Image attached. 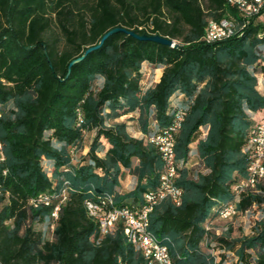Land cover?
Masks as SVG:
<instances>
[{"label": "trees", "instance_id": "16d2710c", "mask_svg": "<svg viewBox=\"0 0 264 264\" xmlns=\"http://www.w3.org/2000/svg\"><path fill=\"white\" fill-rule=\"evenodd\" d=\"M227 14L238 17L227 0H0V264H150L121 224L101 235L85 200L140 206L164 166L149 137L178 111L181 201L156 204L150 231L176 264H264V177L232 190L248 175L250 133L264 118V18L203 41L209 20ZM117 26L177 46L117 31L68 70ZM144 66L162 67L147 87ZM129 113L144 137L115 120ZM194 141L204 172L186 166ZM126 174L134 185L121 192ZM228 203L261 212L250 233L210 230Z\"/></svg>", "mask_w": 264, "mask_h": 264}, {"label": "built area", "instance_id": "2783aa9c", "mask_svg": "<svg viewBox=\"0 0 264 264\" xmlns=\"http://www.w3.org/2000/svg\"><path fill=\"white\" fill-rule=\"evenodd\" d=\"M231 6L235 7L238 17H236V15L227 14L217 20L210 19L203 35V41L210 43L220 38H228L240 32V30L255 19V17L264 18V0H239V5L231 4ZM181 112L182 111L177 112V119L174 120L173 126L178 122ZM169 137L170 131H165L163 128L158 129V131L149 137L150 142L158 147L160 153H166L168 164L166 168H162L161 189H148L146 191L148 196L146 207L152 206L154 200L160 193H169L171 200H176L177 193L180 190L174 183L177 171H172L170 168L171 150L169 149ZM248 147L250 149V156H253V165H250L249 173L247 177L243 178L239 188L244 187L248 181H255L256 186L261 180V175L264 174V118L259 119L257 126L251 130ZM39 202H49V197L39 198ZM234 207L232 203V208L229 210H232ZM142 210L143 208H136V211H139V218H130L129 212L121 210L114 211L113 214H105L103 208L95 207L90 204V211L99 212L102 217V227L99 228L101 235H105L106 224H104V217L106 215H113L114 226L121 224L123 230L136 231L135 248L142 253L150 264H154V261H161V264H168V261H166L164 244L153 243L150 238V231L149 234H141L140 232V213ZM229 210L222 211V214ZM56 211L57 205H55L54 216Z\"/></svg>", "mask_w": 264, "mask_h": 264}, {"label": "bare ground", "instance_id": "6f19581e", "mask_svg": "<svg viewBox=\"0 0 264 264\" xmlns=\"http://www.w3.org/2000/svg\"><path fill=\"white\" fill-rule=\"evenodd\" d=\"M227 2L231 3L233 5H239V0H227ZM182 118H183V111L180 114L178 122L174 126L172 123L168 128H163V130H165V131H170L169 149L171 150L170 168L172 171H177L176 161H175V152H174V145H175L174 144V134L179 129ZM175 119H177V113L175 115ZM249 140H250V137H249ZM161 155H162V159L164 162L163 168H166L167 164H168V157H166V153H161ZM250 165H253V156H250L248 173L250 170ZM263 177H264V174L261 175V179ZM242 180H243V178L239 179L235 184H233L232 190L235 194H237V192L240 193L244 189H252L253 190L255 188V181H248V182H246L244 187L239 188V185L241 184ZM161 185H162V173L160 175L159 184H158L157 188L150 189V190H160ZM238 189H239V191H238ZM181 194H182V192L180 189L177 193L176 200H171L169 193H160V195L157 196V198L154 200V204L150 207H146V203H148V196H147V193L145 192V194L143 196V202L141 203L140 206H137L134 209H131V208H128L125 206H116V205L112 204L111 200H109V199L108 200H102L101 199L100 201H93V200H89V199H87V200L93 206L103 208L105 214H113L114 211H121L122 210L125 212H129L130 218H139V211H136V208H143L142 212L140 213V232H141V234H149V231H150V229H149V215H150L151 211L153 210V208L155 207V205L158 204L164 198H169L173 203L178 205V204H180V201H181ZM87 200H85L86 213H87L88 217H90L92 220H94L97 223L98 228H101L102 227V217L99 214V212L90 211V204ZM53 208L54 209L52 211V216H54L55 207H53ZM230 208H232V203H228V204L224 205L222 207V209L220 210V213H218L219 214L218 217L227 218V217H230V216L236 214L235 207L232 210H229ZM58 209H59V206L57 205V211L55 212V216H54L55 218L58 217L57 216ZM224 210H229V211L222 214V211H224ZM104 224H106L105 234L108 233L112 228H115V226L113 225V215H106L104 217ZM123 232H124L127 240L135 247L136 231L123 230ZM150 238H151L153 243L162 244L159 242L158 238L154 235V233L152 231H150ZM164 247H165L166 261H168V264H176V263H174L172 256H170L168 247L166 245H164ZM154 264H161V261H154Z\"/></svg>", "mask_w": 264, "mask_h": 264}, {"label": "rangeland", "instance_id": "374dc122", "mask_svg": "<svg viewBox=\"0 0 264 264\" xmlns=\"http://www.w3.org/2000/svg\"><path fill=\"white\" fill-rule=\"evenodd\" d=\"M144 71L145 72H144L143 80L145 83V87H147L150 84H152L155 80H157V78L160 75V72L162 71V67L152 68L150 66H144ZM262 87L264 88V82L263 81H262ZM135 128H136V122L131 120L129 130L131 132H133L134 134H136L134 131ZM137 135H139V134L137 133ZM91 138H92V134H89L85 138V141H84L85 145H87V146L89 145ZM46 166L48 168L51 167L48 164H46ZM132 181H133L132 178L128 179V177H127V179L125 180V183H124V188L125 189L130 188L133 185ZM260 215H261V212L256 210V208H253L252 211H250L244 215L243 214H234V215L227 217V218L216 217L209 224V227H210V230L213 231L215 234H225L226 232H228L231 229V233H230L229 237L230 236L231 237H238L240 235L250 233L251 229H252V225L254 223V220L257 217H259ZM34 227L37 229L40 226L34 225ZM112 229H114V228H112ZM48 236H49V238H51L50 233L48 234ZM201 246L205 251L207 250L204 242L201 243ZM210 252H213V254L216 256V259H219V257H220L219 255H221L220 254L221 253L220 248L218 249L216 247L214 250H210Z\"/></svg>", "mask_w": 264, "mask_h": 264}, {"label": "crops", "instance_id": "0c3cea01", "mask_svg": "<svg viewBox=\"0 0 264 264\" xmlns=\"http://www.w3.org/2000/svg\"><path fill=\"white\" fill-rule=\"evenodd\" d=\"M161 73V72H160ZM158 79V78H157ZM260 80H259V84H258V89L260 90V91H262V89H263V87H262V81L264 82V79H263V77L262 76H260V78H259ZM181 97V95L179 96V98ZM254 115V117H256L257 115H258V113H254L253 114ZM133 116V113H129V114H125V115H122V116H120V117H118V118H116L115 120L116 121H125L126 122V124H127V129H128V131L133 135V136H136V137H144L145 135L141 132V130H140V128H139V125L136 123V128H135V133L136 134H134L133 132H131L130 130H129V126H130V121L132 120V121H135L133 118H131ZM137 122V121H136ZM137 133L139 134V135H137ZM205 134V131H203V133H202V135H204ZM191 151H190V156H189V158H188V161L186 162V166L187 167H189V169L192 171V172H195V171H201V172H204L205 171V169H204V167H203V165L199 162V159H198V157H197V155H196V150H195V148H196V141H194L191 145ZM48 163V162H47ZM49 166H51L50 164H49ZM51 168V167H50ZM127 177H128V179L129 178H132V182H133V185H134V177L132 176V175H130V174H126L125 176H124V178L122 179V181H121V186H120V191L121 192H126V191H128V190H130L132 187H133V185L130 187V188H128V189H125L124 188V183H125V180L127 179Z\"/></svg>", "mask_w": 264, "mask_h": 264}, {"label": "water", "instance_id": "95a60500", "mask_svg": "<svg viewBox=\"0 0 264 264\" xmlns=\"http://www.w3.org/2000/svg\"><path fill=\"white\" fill-rule=\"evenodd\" d=\"M117 31H122L126 34H129V35H133L134 37L136 38H139V39H148V40H152V41H155V42H158V43H162V44H166V45H171V46H174L176 47L177 44L174 42V40L168 38V37H165V36H161L159 34H147V33H143V34H137L135 33L133 30L131 29H127L125 27H120V26H117V27H113L109 30H107L99 39V41L94 44V45H91L89 47H87L83 53L77 57H75L74 59H72L70 62H69V65H68V70L70 68V66L72 64H74L75 62H78L79 60H81L86 53L96 49L97 47H99L101 45V43L104 41V39H106L110 34H112L113 32H117Z\"/></svg>", "mask_w": 264, "mask_h": 264}]
</instances>
